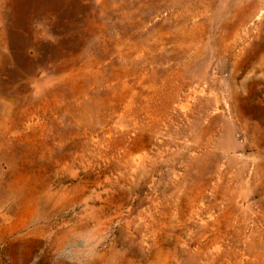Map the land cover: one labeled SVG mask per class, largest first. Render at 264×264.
<instances>
[{"label": "rangeland", "instance_id": "rangeland-1", "mask_svg": "<svg viewBox=\"0 0 264 264\" xmlns=\"http://www.w3.org/2000/svg\"><path fill=\"white\" fill-rule=\"evenodd\" d=\"M0 264H264V0H0Z\"/></svg>", "mask_w": 264, "mask_h": 264}]
</instances>
